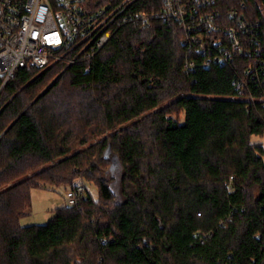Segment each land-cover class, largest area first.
Instances as JSON below:
<instances>
[{
	"label": "trees",
	"instance_id": "16d2710c",
	"mask_svg": "<svg viewBox=\"0 0 264 264\" xmlns=\"http://www.w3.org/2000/svg\"><path fill=\"white\" fill-rule=\"evenodd\" d=\"M163 7L137 0L94 60L22 69L2 90L0 264H264V147L251 142L264 135L261 91L250 82L239 94L240 59L204 68L178 22L130 19ZM246 16L264 26V0H249ZM78 177L97 199L21 226L32 189L67 192Z\"/></svg>",
	"mask_w": 264,
	"mask_h": 264
},
{
	"label": "built area",
	"instance_id": "2783aa9c",
	"mask_svg": "<svg viewBox=\"0 0 264 264\" xmlns=\"http://www.w3.org/2000/svg\"><path fill=\"white\" fill-rule=\"evenodd\" d=\"M136 1L120 0L116 7L89 12L87 0H0V94L22 69L43 72L58 62L70 66L79 59L94 60L114 36L118 19ZM162 1L160 13L137 14L130 19L142 20L144 27L150 18L178 22L188 54L202 57L204 68L242 60L243 76L235 82L236 88L240 95H246L250 82L255 83L261 91L258 100L264 105V63L260 62L264 42L256 35H264V26L246 16L249 0H240L231 8L226 0ZM246 59L249 61L244 65ZM87 196L88 188L82 181L65 194L70 207L81 204Z\"/></svg>",
	"mask_w": 264,
	"mask_h": 264
},
{
	"label": "rangeland",
	"instance_id": "374dc122",
	"mask_svg": "<svg viewBox=\"0 0 264 264\" xmlns=\"http://www.w3.org/2000/svg\"><path fill=\"white\" fill-rule=\"evenodd\" d=\"M51 81V79H50ZM49 83V81H48ZM171 100H167L162 103V108L166 113H168V116L177 117L179 116V120H183V114L180 113L178 116H175L173 114L172 110H174V107L171 105ZM128 124L123 125L122 127H126ZM110 133H107L108 135ZM105 135V136H106ZM103 136V138L105 137ZM101 138H95L94 140H90L83 146H78V150H83L88 148L89 146L98 143ZM251 142L255 145H261L264 147V135L259 137H252ZM113 155L111 156V158ZM106 167L108 168L109 166ZM109 178H113L115 182H118L121 176V167H117L115 170H112L107 175ZM78 182L82 181L85 183V185L88 188V192L91 193L92 197L94 199L98 198L99 191L98 188L95 185V182H88L86 179L78 177L76 178V181ZM66 189L63 186L57 187L53 190H43V189H32L31 191V208L29 211V214L27 216H24L20 220L21 226H31V225H43L46 224L51 217L53 216L55 210L58 208H61L65 205H67L66 202Z\"/></svg>",
	"mask_w": 264,
	"mask_h": 264
},
{
	"label": "water",
	"instance_id": "95a60500",
	"mask_svg": "<svg viewBox=\"0 0 264 264\" xmlns=\"http://www.w3.org/2000/svg\"><path fill=\"white\" fill-rule=\"evenodd\" d=\"M41 95H42V94H41ZM41 95H40V96H41ZM40 96H39V97H40ZM39 97H38V98H39ZM38 98H37V99H38ZM37 99H36V100H37ZM36 100H35V101H36ZM35 101H34V102H35ZM34 102H33V103H34ZM14 123H15V122H14ZM14 123H12V124L10 125V127L6 130V132H7V131L13 126Z\"/></svg>",
	"mask_w": 264,
	"mask_h": 264
}]
</instances>
